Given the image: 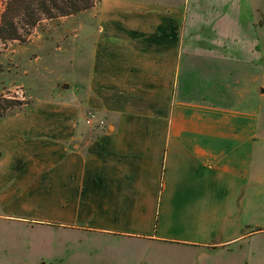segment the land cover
Segmentation results:
<instances>
[{"label": "crops", "instance_id": "crops-1", "mask_svg": "<svg viewBox=\"0 0 264 264\" xmlns=\"http://www.w3.org/2000/svg\"><path fill=\"white\" fill-rule=\"evenodd\" d=\"M108 10L80 108L40 104L0 121V220L78 242L174 245L194 264H264L260 113L221 97L243 51L261 61L258 43L222 31L240 41L244 59L232 57L195 47L177 6ZM84 108L105 126L85 125Z\"/></svg>", "mask_w": 264, "mask_h": 264}, {"label": "rangeland", "instance_id": "rangeland-1", "mask_svg": "<svg viewBox=\"0 0 264 264\" xmlns=\"http://www.w3.org/2000/svg\"><path fill=\"white\" fill-rule=\"evenodd\" d=\"M88 2L94 5L87 10L63 14L69 9L66 0H0V121L40 104L51 105L52 111L65 110L66 105L80 108L98 17L106 7L112 15L119 3L139 2L177 6L183 32L196 39L195 47L206 48L210 42L221 54L225 45L226 53L231 49L232 57L243 58L234 44L240 41L232 37L245 34L248 50L258 43L261 61L241 51L247 60L223 81L221 97L224 106L259 110L258 134L264 137V0H80L78 5ZM129 10L124 7L121 14H131ZM222 31L232 37L226 40ZM209 34L214 39L208 40ZM192 255L174 245L155 247L140 241L78 242L63 230L25 232L0 220V264H194L197 257Z\"/></svg>", "mask_w": 264, "mask_h": 264}, {"label": "trees", "instance_id": "trees-1", "mask_svg": "<svg viewBox=\"0 0 264 264\" xmlns=\"http://www.w3.org/2000/svg\"><path fill=\"white\" fill-rule=\"evenodd\" d=\"M79 2H80V0H66V5L67 4L69 5V7H68L69 9L63 10L62 13L63 14H72V13L80 12L83 10H87L94 5L93 2H88V3L83 4V5H78ZM2 102L8 103L9 101L7 99H3ZM1 116L2 115L0 114V117Z\"/></svg>", "mask_w": 264, "mask_h": 264}, {"label": "built area", "instance_id": "built-area-1", "mask_svg": "<svg viewBox=\"0 0 264 264\" xmlns=\"http://www.w3.org/2000/svg\"><path fill=\"white\" fill-rule=\"evenodd\" d=\"M84 123L90 127H104L105 121L102 119L96 111L88 110L84 117Z\"/></svg>", "mask_w": 264, "mask_h": 264}, {"label": "water", "instance_id": "water-1", "mask_svg": "<svg viewBox=\"0 0 264 264\" xmlns=\"http://www.w3.org/2000/svg\"><path fill=\"white\" fill-rule=\"evenodd\" d=\"M63 88H68V84H64ZM261 92L264 93V89L263 88L261 89Z\"/></svg>", "mask_w": 264, "mask_h": 264}]
</instances>
